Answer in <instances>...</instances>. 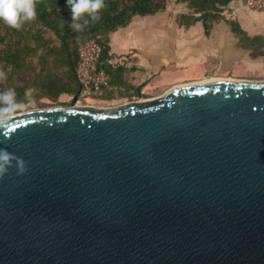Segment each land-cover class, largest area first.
<instances>
[{
    "label": "water",
    "instance_id": "1",
    "mask_svg": "<svg viewBox=\"0 0 264 264\" xmlns=\"http://www.w3.org/2000/svg\"><path fill=\"white\" fill-rule=\"evenodd\" d=\"M74 104L0 125V264H264V81Z\"/></svg>",
    "mask_w": 264,
    "mask_h": 264
},
{
    "label": "crops",
    "instance_id": "2",
    "mask_svg": "<svg viewBox=\"0 0 264 264\" xmlns=\"http://www.w3.org/2000/svg\"><path fill=\"white\" fill-rule=\"evenodd\" d=\"M246 4L235 0L228 6L246 34L243 40L224 20L206 32L203 22L186 26L178 16L174 23L114 32L102 56L111 85L121 92L137 88L141 97L155 98L172 87L210 78L264 81V12L251 14ZM189 74L198 78L182 80Z\"/></svg>",
    "mask_w": 264,
    "mask_h": 264
},
{
    "label": "trees",
    "instance_id": "3",
    "mask_svg": "<svg viewBox=\"0 0 264 264\" xmlns=\"http://www.w3.org/2000/svg\"><path fill=\"white\" fill-rule=\"evenodd\" d=\"M233 1L175 0L176 4H186L189 10L188 13H181L178 21L186 26L201 21L206 32H209L213 23L224 20L243 40L246 34L234 20L226 19L223 15L224 9ZM33 2L36 6L35 18L23 22L19 29L0 22V91L14 89L17 102H26L25 93L32 88L45 89L55 98L62 94L78 93L81 86L76 80L75 69L79 48L97 39L105 55L111 33L127 27L136 16H152L164 11L169 0H103L104 7L99 10V18L89 21L79 31L70 27V8L65 0ZM47 31L58 40V45H50L52 39L45 36ZM53 53L57 55L58 65L66 68L63 76L49 71L48 59ZM35 58L38 59L36 63ZM101 63H104L102 59ZM37 66L41 67L39 71ZM31 77L34 81L32 84L29 83ZM3 78L6 85L2 87Z\"/></svg>",
    "mask_w": 264,
    "mask_h": 264
},
{
    "label": "rangeland",
    "instance_id": "4",
    "mask_svg": "<svg viewBox=\"0 0 264 264\" xmlns=\"http://www.w3.org/2000/svg\"><path fill=\"white\" fill-rule=\"evenodd\" d=\"M245 9L247 12H249L251 14H260L261 13L260 11H257L255 9L251 8L250 6H248V4H246ZM188 12H189V10L187 9L186 4H176L175 0H169L168 4L166 5V9L164 11L157 13L153 16H149V17L136 16L131 20V22L129 23V25L127 27L121 28V29L117 30V32L118 33L129 32V30L134 31V30H136V28L139 29L141 27V25L145 27L147 24L154 23V22L164 23V24L174 23L175 18L177 16H179L181 13H188ZM223 15H224V17H230L229 18L230 20L234 19L237 16V14H235L233 12V10L229 9L228 7L224 9ZM113 34L114 33H112L108 36L109 37V43H110V39H111L110 37H112L111 35H113ZM45 36L47 38L52 39V42L50 44L51 46L59 44L58 40L55 39V37L53 36V34L51 32L47 31L45 33ZM78 52H79V50H78ZM36 62H38L37 58L34 59V63H36ZM48 62H49V64H48L49 71H51L54 75L55 74L62 75L64 73V71L66 70L65 67L58 65L59 60L57 59V55L54 53L51 54V56H49ZM77 65H78V63H77ZM77 65H76V67H77ZM40 69H41V67L37 66V70L39 71ZM237 72L238 71H235V73H237ZM258 77H260V76H258ZM32 78L33 77H31L29 79L30 84L34 83ZM193 78H198V74L186 75L185 79H182V80L193 79ZM76 80H77V78H76ZM239 80H241V79H239ZM1 82H2V87L6 85L4 78H3V81H1ZM126 88L128 90L127 92H121L118 89H116L115 90L116 94H114L112 96V98L115 100H110L108 102H101L92 96H85L82 93L80 96V101H85L88 104H93V105H98V106L100 105L102 109L106 110V109L116 108L119 105H121V103H123V102H130V101H134V100L138 101V97L141 98V93H139V89H137V88L131 89L129 87H126ZM120 89L122 90L124 88H120ZM162 94H160L159 96H161ZM25 96L27 97L26 102H18L19 108L16 110V112L14 114H18V113H22V112H26V111H30V110H38V109H44V108H49V107H54V106H60V105L69 106V101L71 100V97L73 96V94H62L59 97L55 98V97H51L50 93L47 92V90H45V89H38V88L34 89V88H32L31 90H29L25 93ZM144 99H153V98L144 97Z\"/></svg>",
    "mask_w": 264,
    "mask_h": 264
},
{
    "label": "clouds",
    "instance_id": "5",
    "mask_svg": "<svg viewBox=\"0 0 264 264\" xmlns=\"http://www.w3.org/2000/svg\"><path fill=\"white\" fill-rule=\"evenodd\" d=\"M70 8L71 24L74 30H81L89 21L99 18V10L104 7L103 0H65ZM36 6L33 0H0V22L19 29L23 22L34 19ZM19 108L15 100V90L7 88L0 91V125L7 124ZM10 159V154L0 149V172L5 170V164ZM18 165L23 170V161L17 158Z\"/></svg>",
    "mask_w": 264,
    "mask_h": 264
},
{
    "label": "built area",
    "instance_id": "6",
    "mask_svg": "<svg viewBox=\"0 0 264 264\" xmlns=\"http://www.w3.org/2000/svg\"><path fill=\"white\" fill-rule=\"evenodd\" d=\"M248 6L264 12V0H247ZM229 19L230 17H225ZM230 20V19H229ZM104 48L93 39L79 48V61L75 70L81 92L85 96L103 95L111 87V79L104 64L101 63Z\"/></svg>",
    "mask_w": 264,
    "mask_h": 264
},
{
    "label": "flooded vegetation",
    "instance_id": "7",
    "mask_svg": "<svg viewBox=\"0 0 264 264\" xmlns=\"http://www.w3.org/2000/svg\"><path fill=\"white\" fill-rule=\"evenodd\" d=\"M115 87L113 85H111L110 89H107L103 95H92V97L98 99L99 101L101 102H108L110 100H115L112 98V96L114 94H116V91H115ZM81 90L78 92V93H74L73 96L71 97V100L69 101V106H71L73 100L75 99V104L74 105H77V106H81V107H90V108H94V109H102L101 106L99 105H93V104H88L87 102L85 101H80V96H81ZM123 103H126V102H123ZM121 103V104H123Z\"/></svg>",
    "mask_w": 264,
    "mask_h": 264
},
{
    "label": "bare ground",
    "instance_id": "8",
    "mask_svg": "<svg viewBox=\"0 0 264 264\" xmlns=\"http://www.w3.org/2000/svg\"><path fill=\"white\" fill-rule=\"evenodd\" d=\"M224 79V78H223ZM222 78H211V79H208V80H203V81H220V80H223ZM200 82V81H199ZM193 83H196V82H193ZM190 84V83H189Z\"/></svg>",
    "mask_w": 264,
    "mask_h": 264
}]
</instances>
